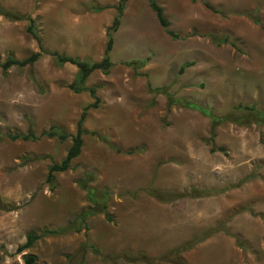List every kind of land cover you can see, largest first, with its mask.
I'll list each match as a JSON object with an SVG mask.
<instances>
[{
  "label": "rangeland",
  "instance_id": "1",
  "mask_svg": "<svg viewBox=\"0 0 264 264\" xmlns=\"http://www.w3.org/2000/svg\"><path fill=\"white\" fill-rule=\"evenodd\" d=\"M112 1L0 0L2 10L24 18L0 16V64L39 51L27 19L46 53L31 67L5 75L0 68V264H24L25 255L35 264H175L173 249L208 232L181 254L185 264H264V125L227 121L211 142L210 118L168 108L156 91L242 122L251 108L264 112V0H157L177 39L147 0H128L109 74L95 71L84 83L99 102L87 112V134L70 169L55 175L53 188L47 184L70 139H8L39 137L52 126L75 134L94 99L72 91L77 68L58 66L49 54L99 62L111 17L100 12ZM131 61L144 65H124ZM184 63L191 66L180 73ZM79 182L108 192L104 213L81 220L92 205ZM191 189L210 194L164 201L148 194ZM29 234L39 239L18 252ZM142 255L153 263L136 259Z\"/></svg>",
  "mask_w": 264,
  "mask_h": 264
},
{
  "label": "trees",
  "instance_id": "2",
  "mask_svg": "<svg viewBox=\"0 0 264 264\" xmlns=\"http://www.w3.org/2000/svg\"><path fill=\"white\" fill-rule=\"evenodd\" d=\"M127 1L128 0H119L118 4L115 6L117 13H116V16L113 19L110 27L107 29V32H106V39H107L106 48L104 50V55L99 62L89 63L87 61H82L78 58L70 57V56H67L65 54H59L56 52L49 54L51 57L54 58L56 65H58V66H63L65 64H70V65L75 66L77 68V74H76L74 81L70 84L69 88L76 93L87 91V92H89L90 96L94 99V103L87 105L83 109V111L80 115L79 121L77 123L75 134L73 136H71L68 133H66L64 130H62L61 128L52 126L49 128V130L47 132L41 133L39 137H37L33 133H28L26 135H22V134H8L7 135L8 139H10L11 141H16V140L36 141L42 137L56 138L59 142H65L66 140L70 139L71 145H70L64 159L62 161H60L59 163H52L48 169L46 182H47V184L50 185L51 188H53V184L55 181V175L57 173H63L65 171L69 170L72 161L74 159H76L81 153V149L83 146V136L87 134V132L83 129V123L86 119V115H87V112L89 111V109L97 108V104L99 102V99L95 95L96 94L95 88H93V87L92 88H86L84 86V83L87 80V78L95 71H100L104 75L109 74L110 69L112 67V63L110 61L109 56H110V53H111L112 47H113V34L116 33L120 27V21H121V18L123 16V12H124L125 5H126ZM147 1L149 3L150 8L155 13L156 19H157L158 23L160 24V26L162 27V29H164L165 32L167 33V35L170 36L172 39H177L178 38L177 34H175L174 32H172L168 29L169 23L164 16L163 9L157 5L155 0H147ZM192 1L195 2L196 0H192ZM205 6L207 8H210V5L207 3H205ZM95 9L97 11H101V8H95ZM0 16H3L4 18L11 20V21H19V20L24 19L22 16H18L14 13L2 10L1 8H0ZM27 20L29 21V26L27 27V32L37 42V44L39 46V51L36 53L30 54L27 58H24L22 60L7 58L3 63L0 64V68H1L2 73L4 75L12 67H16L18 69H24L26 67L33 66L36 62L39 61V59L42 57V55L46 54L45 51L43 50V48L41 47L40 39L38 37V34H37L36 28L34 26L33 20H31V19H27ZM214 41L218 44H224V43L228 42V39L224 38L222 40H217L215 38ZM124 65H126L128 67H132L133 69H138L140 66L144 65V62L131 61V62L124 63ZM190 66H191L190 63H184L183 66L181 67V69L179 70V72L183 73L184 69H186ZM156 91L159 93H164L166 95L167 100H168V108L173 106V105H179L180 107H183V108L196 110V111L200 112L202 115L210 118L211 123H212L211 131H210V141L211 142L213 141V139L215 137V129L227 121H234L240 126H249L251 124L264 125V112H258L252 108L249 109V111H251L249 116L246 118H243V120H245L246 122H242L241 121L242 119H240V120L235 119L229 115L225 116V117H217L207 108L197 106L191 102H187L184 100H176V99L172 98L168 93L164 92L163 89H157ZM239 121H241V122H239ZM211 146H212L211 147L212 152H216V151L223 152L224 151L222 148H216V147H214V145H211ZM79 184H81V187L84 190H86L87 195H88V200L92 205L87 211H85L82 214L81 220H84L88 217H91L97 213H104L106 208H107L106 202L108 200V192H106V191H100L99 192V191H96L94 189L87 188L85 183L82 184V182H79ZM148 194L151 195L152 197L158 199L159 201H164L165 199H173V198H177V197H179V198H183V197L202 198V197L208 196L210 194V192L191 189L189 193H185L182 195L173 194L172 196H169L167 194H160V193H156L153 191H148ZM106 218H107V220L110 221V217L106 216ZM54 233H57V231H55V232H51V231L44 232L45 235L54 234ZM210 233L211 232L204 233L202 236L194 239L193 241L184 243V244L180 245L178 248L173 249L170 252V259L174 258L175 264H185L181 258V254L192 249L197 243L204 241L206 238L209 237ZM38 239H39V236L34 235V234H29L27 236L26 243L22 246H19L17 248V251L22 252L23 250L30 248L33 245V243L35 241H37ZM168 256L169 255L161 257V259L166 260V259H168ZM136 259L153 263V260H149L148 258H146L143 255L140 256V258L137 257ZM23 260H24V264H35L36 263V259L33 255H25L23 257Z\"/></svg>",
  "mask_w": 264,
  "mask_h": 264
},
{
  "label": "crops",
  "instance_id": "3",
  "mask_svg": "<svg viewBox=\"0 0 264 264\" xmlns=\"http://www.w3.org/2000/svg\"><path fill=\"white\" fill-rule=\"evenodd\" d=\"M116 1H117V4H118V1L119 0H115V2H108V3H104L103 4V6H109L106 10H104V11H102V12H100V13H111V17H110V23L107 25V29L110 27V25H111V23H112V21H113V19L115 18V16H116V9H115V6L117 5L116 4ZM156 1V3H157V5L158 6H160V2H158L157 0H155ZM190 1H192V0H190ZM148 2V1H147ZM113 4H116L115 6H113L112 7V5ZM148 5H149V3H148ZM210 5V4H209ZM150 7V6H149ZM161 7V6H160ZM97 8H101V7H97ZM151 9V8H150ZM115 10V11H114ZM151 11H152V9H151ZM153 12V11H152ZM163 13H164V11H163ZM153 14H154V16H155V13L153 12ZM104 15H107V14H104ZM164 16H165V18H166V20L168 21V23H169V27H170V22H169V20H168V18L166 17V14L164 13ZM155 18H156V16H155ZM157 20V19H156ZM158 22V21H157ZM159 24V23H158ZM160 25V24H159ZM161 27V26H160ZM169 27H168V29H169ZM162 28V27H161ZM107 29H106V32H107ZM118 31V30H117ZM171 31V30H170ZM173 32V31H172ZM106 43H107V39H106ZM105 48H106V45H105ZM105 48H104V50H105ZM112 49H113V47H112ZM103 55H104V51H103Z\"/></svg>",
  "mask_w": 264,
  "mask_h": 264
}]
</instances>
